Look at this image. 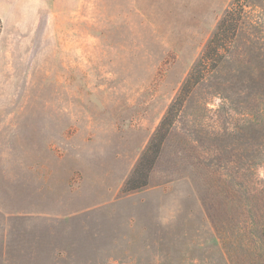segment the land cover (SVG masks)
Here are the masks:
<instances>
[{
	"label": "rangeland",
	"instance_id": "rangeland-1",
	"mask_svg": "<svg viewBox=\"0 0 264 264\" xmlns=\"http://www.w3.org/2000/svg\"><path fill=\"white\" fill-rule=\"evenodd\" d=\"M235 0H0V264H264V0L124 185Z\"/></svg>",
	"mask_w": 264,
	"mask_h": 264
},
{
	"label": "trees",
	"instance_id": "trees-1",
	"mask_svg": "<svg viewBox=\"0 0 264 264\" xmlns=\"http://www.w3.org/2000/svg\"><path fill=\"white\" fill-rule=\"evenodd\" d=\"M243 1L235 0L218 22L217 28L202 51L200 58L182 84L176 98L169 105L146 149L139 158L133 172L124 185V192H132L149 184L150 174L162 152L165 141L189 94L196 88L210 70L216 69L236 38L243 16Z\"/></svg>",
	"mask_w": 264,
	"mask_h": 264
}]
</instances>
